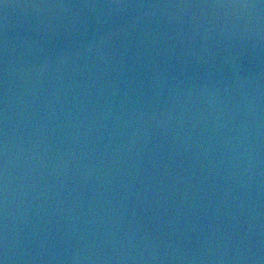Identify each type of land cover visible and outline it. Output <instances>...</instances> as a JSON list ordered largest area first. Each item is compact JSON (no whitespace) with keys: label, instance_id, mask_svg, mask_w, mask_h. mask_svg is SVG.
I'll use <instances>...</instances> for the list:
<instances>
[{"label":"water","instance_id":"95a60500","mask_svg":"<svg viewBox=\"0 0 264 264\" xmlns=\"http://www.w3.org/2000/svg\"><path fill=\"white\" fill-rule=\"evenodd\" d=\"M2 264H264V0H0Z\"/></svg>","mask_w":264,"mask_h":264},{"label":"snow or ice","instance_id":"6c2138e0","mask_svg":"<svg viewBox=\"0 0 264 264\" xmlns=\"http://www.w3.org/2000/svg\"><path fill=\"white\" fill-rule=\"evenodd\" d=\"M0 264H2V262H0Z\"/></svg>","mask_w":264,"mask_h":264}]
</instances>
